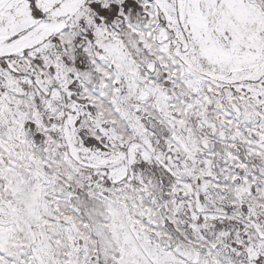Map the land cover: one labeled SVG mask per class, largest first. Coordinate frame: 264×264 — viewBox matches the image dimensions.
Returning a JSON list of instances; mask_svg holds the SVG:
<instances>
[{
  "label": "snow or ice",
  "instance_id": "snow-or-ice-1",
  "mask_svg": "<svg viewBox=\"0 0 264 264\" xmlns=\"http://www.w3.org/2000/svg\"><path fill=\"white\" fill-rule=\"evenodd\" d=\"M0 264H264V0H0Z\"/></svg>",
  "mask_w": 264,
  "mask_h": 264
}]
</instances>
